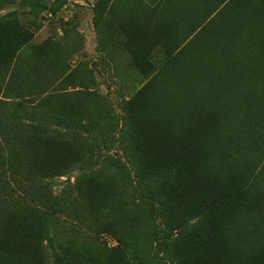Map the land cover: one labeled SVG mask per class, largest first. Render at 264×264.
I'll return each mask as SVG.
<instances>
[{"label":"rangeland","instance_id":"1","mask_svg":"<svg viewBox=\"0 0 264 264\" xmlns=\"http://www.w3.org/2000/svg\"><path fill=\"white\" fill-rule=\"evenodd\" d=\"M262 185L264 0H0V264H264Z\"/></svg>","mask_w":264,"mask_h":264},{"label":"trees","instance_id":"2","mask_svg":"<svg viewBox=\"0 0 264 264\" xmlns=\"http://www.w3.org/2000/svg\"><path fill=\"white\" fill-rule=\"evenodd\" d=\"M180 155L177 153L176 156H175V163L178 162L180 159H179ZM261 189H264V185L261 186ZM192 200H188V199H182L181 202H182V205L184 206V208L186 209L190 202ZM253 220V219H252ZM251 220V221H252ZM255 225H257V223H255ZM261 228L264 230V224L261 226ZM261 233H264L262 230H259Z\"/></svg>","mask_w":264,"mask_h":264}]
</instances>
